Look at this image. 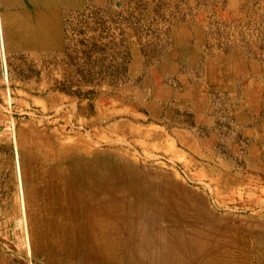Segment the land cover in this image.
<instances>
[{"label":"rangeland","instance_id":"1","mask_svg":"<svg viewBox=\"0 0 264 264\" xmlns=\"http://www.w3.org/2000/svg\"><path fill=\"white\" fill-rule=\"evenodd\" d=\"M0 264H264V0H0Z\"/></svg>","mask_w":264,"mask_h":264},{"label":"bare ground","instance_id":"2","mask_svg":"<svg viewBox=\"0 0 264 264\" xmlns=\"http://www.w3.org/2000/svg\"><path fill=\"white\" fill-rule=\"evenodd\" d=\"M70 234H71V235H74V232H71Z\"/></svg>","mask_w":264,"mask_h":264}]
</instances>
